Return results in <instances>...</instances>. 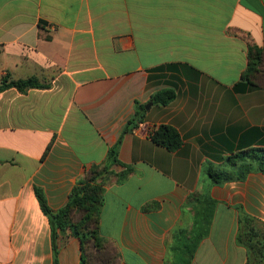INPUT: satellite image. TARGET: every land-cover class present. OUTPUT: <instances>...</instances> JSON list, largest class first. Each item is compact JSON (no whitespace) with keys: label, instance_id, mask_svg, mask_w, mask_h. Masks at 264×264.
I'll return each mask as SVG.
<instances>
[{"label":"crops","instance_id":"crops-1","mask_svg":"<svg viewBox=\"0 0 264 264\" xmlns=\"http://www.w3.org/2000/svg\"><path fill=\"white\" fill-rule=\"evenodd\" d=\"M243 36L264 48V0H0V82L47 85L0 92V264H54L36 190L57 212L115 146L98 181L119 264H245L240 212L264 223V174L221 185L208 174L264 148V88L242 80ZM164 89L176 99L153 103ZM161 125L179 149L153 142ZM57 245L59 264H80L69 227Z\"/></svg>","mask_w":264,"mask_h":264},{"label":"trees","instance_id":"trees-1","mask_svg":"<svg viewBox=\"0 0 264 264\" xmlns=\"http://www.w3.org/2000/svg\"><path fill=\"white\" fill-rule=\"evenodd\" d=\"M248 42V65L242 75V80L248 84L264 88V48L259 47L249 38L243 36ZM36 77L14 80L5 76L0 82V92L16 88L26 92L30 88H45ZM173 89H164L155 93L151 100L155 104L167 105L176 99ZM146 117L144 106L138 108L133 118L128 122L126 130L136 127ZM154 143L170 151L179 149L183 143L179 131L169 125H161L150 133ZM121 140L118 142V146ZM118 147H112L108 152L107 161L103 165L93 166L87 177L76 185L69 197V201L60 210L54 212L47 204L40 189L37 196L44 214L48 217L52 228L54 248V264H59V247L57 237L59 230L69 227L72 234L81 241L82 259L80 264H119V254L116 247L108 242L100 233L101 204L103 202L104 188L98 180L103 178L110 167L118 163ZM239 158V161L233 159ZM232 164H240L239 173L235 175L228 170H208L214 184L221 185L229 179L243 180L253 171L264 174V148L257 151H245L241 155L231 157ZM131 171V169H128ZM127 172L121 175L123 179ZM228 176V177H227ZM239 231L236 243L247 250L245 264H264V223L240 212Z\"/></svg>","mask_w":264,"mask_h":264},{"label":"rangeland","instance_id":"rangeland-1","mask_svg":"<svg viewBox=\"0 0 264 264\" xmlns=\"http://www.w3.org/2000/svg\"><path fill=\"white\" fill-rule=\"evenodd\" d=\"M232 174H238L239 173V170H237V169H231V170H229Z\"/></svg>","mask_w":264,"mask_h":264},{"label":"water","instance_id":"water-1","mask_svg":"<svg viewBox=\"0 0 264 264\" xmlns=\"http://www.w3.org/2000/svg\"><path fill=\"white\" fill-rule=\"evenodd\" d=\"M152 104H153V103H149V104L146 106V109L148 110Z\"/></svg>","mask_w":264,"mask_h":264}]
</instances>
